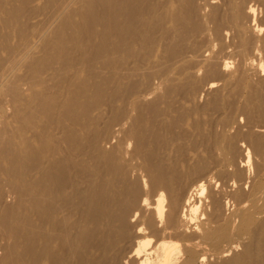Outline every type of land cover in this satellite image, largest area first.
Returning a JSON list of instances; mask_svg holds the SVG:
<instances>
[{"label": "bare ground", "instance_id": "obj_1", "mask_svg": "<svg viewBox=\"0 0 264 264\" xmlns=\"http://www.w3.org/2000/svg\"><path fill=\"white\" fill-rule=\"evenodd\" d=\"M0 264H264V0H0Z\"/></svg>", "mask_w": 264, "mask_h": 264}]
</instances>
